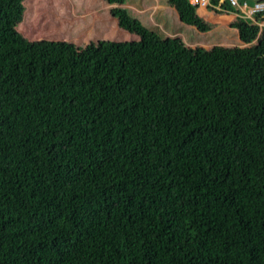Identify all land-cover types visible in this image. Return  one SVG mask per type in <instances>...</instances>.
<instances>
[{
  "label": "trees",
  "instance_id": "1",
  "mask_svg": "<svg viewBox=\"0 0 264 264\" xmlns=\"http://www.w3.org/2000/svg\"><path fill=\"white\" fill-rule=\"evenodd\" d=\"M104 1L137 40L30 41L0 3V264H264V30L191 47Z\"/></svg>",
  "mask_w": 264,
  "mask_h": 264
},
{
  "label": "crops",
  "instance_id": "2",
  "mask_svg": "<svg viewBox=\"0 0 264 264\" xmlns=\"http://www.w3.org/2000/svg\"><path fill=\"white\" fill-rule=\"evenodd\" d=\"M97 4H99L100 9H103L102 15L105 13L104 10L110 15L109 12L112 8L119 7V5L107 4L104 0H74V4L70 6L74 11L79 12L78 18H83L85 15L95 12L93 8ZM120 7L128 9L130 14L145 26L157 28L168 36H179L185 43L188 41V46L193 45L192 47L199 46L209 49L218 45L241 44L237 30L230 27L231 22L234 20L232 14L215 13L212 10L205 9L196 10L198 16L211 26L209 31L202 33L195 27L182 23L175 8L168 5L166 1L163 2V0H125L124 4L120 5ZM71 13L76 17L72 11ZM108 17L103 16L102 18L100 15L96 16L93 20L94 25L92 24L88 33L91 34V30L94 31L99 22L102 23V27H106L108 25L107 22L112 24L114 31H116L119 28L117 23L113 24L111 22L112 20L115 21V19L111 15ZM71 22H68L69 26L72 25ZM230 36L234 38L232 39Z\"/></svg>",
  "mask_w": 264,
  "mask_h": 264
},
{
  "label": "rangeland",
  "instance_id": "3",
  "mask_svg": "<svg viewBox=\"0 0 264 264\" xmlns=\"http://www.w3.org/2000/svg\"><path fill=\"white\" fill-rule=\"evenodd\" d=\"M14 0H0V3H7ZM167 0H163V2ZM74 0H23V10L21 19L17 22V30L30 41L39 40H66L72 41L76 45H85L90 40H110V41H131L137 40L136 35L130 34L121 29L114 31V26L107 22L106 27H102L99 22L91 34L88 33L94 25V18L100 15L110 16L99 4L95 5L91 14L78 18V13L71 8ZM73 6V5H72ZM76 16L74 17L71 13ZM76 18V20H75ZM110 18V17H108ZM75 20V21H73ZM109 21V19H107ZM69 21L71 26H69ZM116 24L114 20L111 21ZM232 36H230L231 38ZM234 37H232L233 39ZM187 43H189L187 41ZM191 47L193 45H190Z\"/></svg>",
  "mask_w": 264,
  "mask_h": 264
},
{
  "label": "built area",
  "instance_id": "4",
  "mask_svg": "<svg viewBox=\"0 0 264 264\" xmlns=\"http://www.w3.org/2000/svg\"><path fill=\"white\" fill-rule=\"evenodd\" d=\"M196 10H212L215 13L232 14L234 18L249 20L264 30V0H187Z\"/></svg>",
  "mask_w": 264,
  "mask_h": 264
}]
</instances>
